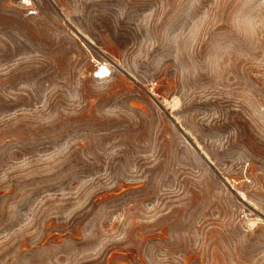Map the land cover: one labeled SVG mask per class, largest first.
<instances>
[{
  "label": "rangeland",
  "instance_id": "374dc122",
  "mask_svg": "<svg viewBox=\"0 0 264 264\" xmlns=\"http://www.w3.org/2000/svg\"><path fill=\"white\" fill-rule=\"evenodd\" d=\"M28 1L0 0V264H264V0Z\"/></svg>",
  "mask_w": 264,
  "mask_h": 264
},
{
  "label": "snow or ice",
  "instance_id": "6c2138e0",
  "mask_svg": "<svg viewBox=\"0 0 264 264\" xmlns=\"http://www.w3.org/2000/svg\"><path fill=\"white\" fill-rule=\"evenodd\" d=\"M25 2H28V0H25ZM97 75L103 76L106 75V72L102 69Z\"/></svg>",
  "mask_w": 264,
  "mask_h": 264
},
{
  "label": "bare ground",
  "instance_id": "6f19581e",
  "mask_svg": "<svg viewBox=\"0 0 264 264\" xmlns=\"http://www.w3.org/2000/svg\"><path fill=\"white\" fill-rule=\"evenodd\" d=\"M23 1H24V3H26V4L29 3V1H28V2H25V0H23ZM30 4H31V2H30ZM28 5H29V4H28ZM34 12H36V11H34ZM34 12H33V14H35ZM31 13H32V12H31ZM103 76L105 77V75H103Z\"/></svg>",
  "mask_w": 264,
  "mask_h": 264
},
{
  "label": "built area",
  "instance_id": "2783aa9c",
  "mask_svg": "<svg viewBox=\"0 0 264 264\" xmlns=\"http://www.w3.org/2000/svg\"><path fill=\"white\" fill-rule=\"evenodd\" d=\"M97 73H99V72H97ZM106 75H108V74H106ZM97 77H98V78H102V77H104V76L97 75Z\"/></svg>",
  "mask_w": 264,
  "mask_h": 264
}]
</instances>
